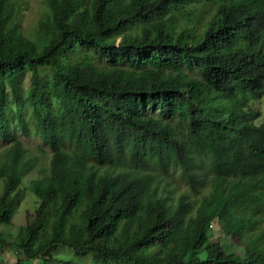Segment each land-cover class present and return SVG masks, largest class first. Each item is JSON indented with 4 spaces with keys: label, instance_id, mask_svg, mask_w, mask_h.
<instances>
[{
    "label": "trees",
    "instance_id": "16d2710c",
    "mask_svg": "<svg viewBox=\"0 0 264 264\" xmlns=\"http://www.w3.org/2000/svg\"><path fill=\"white\" fill-rule=\"evenodd\" d=\"M41 1L0 0V251L264 264V0Z\"/></svg>",
    "mask_w": 264,
    "mask_h": 264
},
{
    "label": "rangeland",
    "instance_id": "374dc122",
    "mask_svg": "<svg viewBox=\"0 0 264 264\" xmlns=\"http://www.w3.org/2000/svg\"><path fill=\"white\" fill-rule=\"evenodd\" d=\"M42 6L41 0H30V9L25 15V27L31 26L35 21L37 16L39 15V9ZM250 104L261 110L262 116L258 121H264V96L261 98H251ZM257 121V122H258ZM27 141V144L30 146H35L39 143L38 139L36 137H30L25 139ZM39 173L36 169L31 170L28 175H26L25 182H29L32 178L37 176ZM2 190V184L0 182V192ZM37 206V200L36 197L32 195V193L27 190L26 192H23V195L21 196L20 202L18 204L17 211L14 214L13 220L10 224H0V231L2 232H10V233H16L20 226L24 225L26 223V217L27 212L31 211L33 212L34 209ZM215 226L221 227L225 230L226 236L224 237V240L226 242L229 241V236H231V233H234L232 235V240L236 241L237 237L235 236L236 233V224L235 221L231 218L230 213L228 209H224L222 214L215 220L214 223ZM231 248L235 249L234 245H229ZM73 251L66 247L59 245L57 248L54 249V254L60 257H70L72 255ZM26 260L25 256L18 250L15 246L12 247H4L0 251V261L2 264H18L19 259ZM27 261V260H26ZM35 261H38V259H35ZM85 262L87 264H93L92 258L89 256L88 258H85Z\"/></svg>",
    "mask_w": 264,
    "mask_h": 264
}]
</instances>
